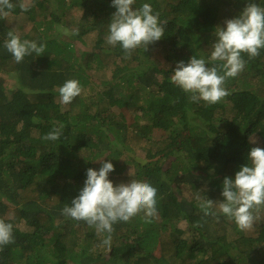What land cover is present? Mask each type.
Here are the masks:
<instances>
[{
	"label": "trees",
	"instance_id": "16d2710c",
	"mask_svg": "<svg viewBox=\"0 0 264 264\" xmlns=\"http://www.w3.org/2000/svg\"><path fill=\"white\" fill-rule=\"evenodd\" d=\"M11 2L0 18V219L13 224L14 243L0 246V264H264V205L246 231L218 209L224 178L250 163L251 148H264V49L244 55V70L215 104L190 102L170 79L192 56L212 67L216 29L264 0H136L133 10L150 4L165 32L127 58L106 43L112 0ZM20 15L30 30L11 27ZM10 30L46 44L43 55L16 63L4 47ZM68 79L82 91L65 105L58 89ZM61 125L59 140L42 139ZM143 146L149 156L137 158ZM103 162L114 165V185L136 179L157 189L152 222L141 213L116 223L110 247L106 233L62 215L86 170ZM197 197L212 200L216 215L205 216Z\"/></svg>",
	"mask_w": 264,
	"mask_h": 264
},
{
	"label": "clouds",
	"instance_id": "9594fccd",
	"mask_svg": "<svg viewBox=\"0 0 264 264\" xmlns=\"http://www.w3.org/2000/svg\"><path fill=\"white\" fill-rule=\"evenodd\" d=\"M136 0H112L116 11L108 25L106 43L115 47L119 45L126 58L132 52L143 46L159 41L165 32L166 23H161L159 13H154L150 4L144 3L133 10ZM22 11H28L29 5L21 3ZM15 5L11 0H0V18H6ZM65 35L66 28H59ZM216 40L212 44L208 67L204 58L192 56L185 63L179 61L170 77L171 82L183 92L189 94L190 102L201 100L215 104L228 95L225 82L235 78L245 68L248 59L259 56L264 49V7L255 2L246 4L242 12L235 18L225 21L224 27L215 31ZM4 47L12 55L16 63H21L26 56H42L46 44H37L32 40H21L20 36L10 30L4 41ZM59 97L62 104H71L81 94L80 82L76 79L66 80L59 87ZM63 125L54 127L42 139L56 141L62 135ZM248 159L250 163L241 166L235 177H225L218 209L221 214L234 221L241 231L252 228L256 219L255 212L264 205V148H251ZM114 171L111 162H103L100 169L86 170L83 188L71 201L65 205L62 215L77 221H84L97 233H106L102 241L105 246H111L112 233L118 222H128L133 217L143 213L142 219L151 223L157 214V189L149 182L131 179L128 183L114 185L109 179V173ZM200 200L199 207L205 216H215L214 202L210 199ZM14 243L13 224L0 219V246Z\"/></svg>",
	"mask_w": 264,
	"mask_h": 264
},
{
	"label": "rangeland",
	"instance_id": "374dc122",
	"mask_svg": "<svg viewBox=\"0 0 264 264\" xmlns=\"http://www.w3.org/2000/svg\"><path fill=\"white\" fill-rule=\"evenodd\" d=\"M75 11L77 13H81L82 9H76ZM25 20H26V15H20L11 21V27L15 28V27L19 26L20 24H23L21 28L24 29L25 31H28L31 29L30 28L31 26L29 25V23H26ZM89 40H91V39L89 38ZM6 77L8 78V83L10 86L14 87L17 84L16 78L13 77L12 75H6ZM141 101H142V99H140V102ZM133 109H134V107L131 108V110H133ZM159 136H160V132L156 131V133L154 134V137L158 138ZM252 140H253V143H255L257 145L262 144L261 141L255 137H252ZM148 156H149V146H143V147H141V149H138L136 151V157L137 158L143 159V158H147Z\"/></svg>",
	"mask_w": 264,
	"mask_h": 264
}]
</instances>
